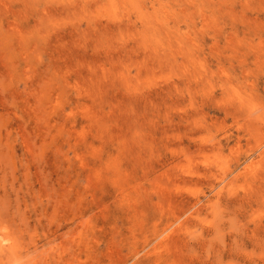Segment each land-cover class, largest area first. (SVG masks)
<instances>
[{"label":"rangeland","instance_id":"1","mask_svg":"<svg viewBox=\"0 0 264 264\" xmlns=\"http://www.w3.org/2000/svg\"><path fill=\"white\" fill-rule=\"evenodd\" d=\"M0 264H264V0H0Z\"/></svg>","mask_w":264,"mask_h":264},{"label":"bare ground","instance_id":"2","mask_svg":"<svg viewBox=\"0 0 264 264\" xmlns=\"http://www.w3.org/2000/svg\"><path fill=\"white\" fill-rule=\"evenodd\" d=\"M4 240V239H3ZM2 241V240H1ZM2 244V243H1ZM3 249V248H2Z\"/></svg>","mask_w":264,"mask_h":264}]
</instances>
